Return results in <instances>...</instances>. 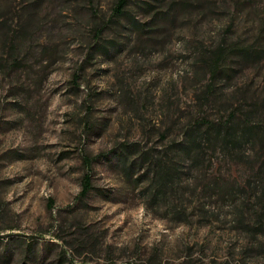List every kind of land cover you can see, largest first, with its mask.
<instances>
[{
  "label": "rangeland",
  "instance_id": "1",
  "mask_svg": "<svg viewBox=\"0 0 264 264\" xmlns=\"http://www.w3.org/2000/svg\"><path fill=\"white\" fill-rule=\"evenodd\" d=\"M117 1L0 0V264H264V0Z\"/></svg>",
  "mask_w": 264,
  "mask_h": 264
},
{
  "label": "trees",
  "instance_id": "2",
  "mask_svg": "<svg viewBox=\"0 0 264 264\" xmlns=\"http://www.w3.org/2000/svg\"><path fill=\"white\" fill-rule=\"evenodd\" d=\"M126 5L127 0H118L114 8V15L122 14L125 10ZM209 66L211 76L213 79H215L216 75L221 70V63L219 61H209ZM213 79H211L212 82L208 83V90L210 91H213V87L215 86L213 83ZM241 110V108L236 107L230 110L228 117H226L224 120H220L217 122L210 120L202 133V136H205L204 139H210L214 143H218L221 140L229 149L234 148L232 146H229L234 139L242 140L244 138L245 140H248L254 135L255 139H264V135H262V133L261 135L260 133H258L262 126L253 125L256 120L254 112L251 110L247 111L246 109V111L242 112L241 114ZM196 132L197 129H193V124L188 126L187 135L189 139H193V141L202 139V137L200 138V136H197ZM83 186L84 188L82 192L86 194L92 186L89 174H86L84 176Z\"/></svg>",
  "mask_w": 264,
  "mask_h": 264
}]
</instances>
